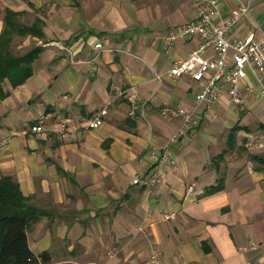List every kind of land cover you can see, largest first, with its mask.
Instances as JSON below:
<instances>
[{
	"label": "crops",
	"instance_id": "obj_1",
	"mask_svg": "<svg viewBox=\"0 0 264 264\" xmlns=\"http://www.w3.org/2000/svg\"><path fill=\"white\" fill-rule=\"evenodd\" d=\"M246 3L264 38V0H220L219 8ZM8 12L20 17L9 24ZM193 16L186 0H0V49H42L32 76L15 88L6 80L0 100V142L11 138L0 177H12L41 212L27 231L31 252L48 255L39 264H147L153 249L163 264H264V150L245 148L254 136L264 141V98L246 93L234 108L224 89L217 105L196 108L190 77L154 79L197 50V37L164 49V36ZM245 33L244 24L234 30ZM133 95L144 119L128 116ZM164 107L194 110L199 124L171 145L176 166L164 181L135 185L182 125L161 116ZM104 110V124L87 128ZM45 115V132L20 134ZM65 118L77 130L55 133ZM192 182L221 190L196 197L186 192ZM251 241L259 247L250 250Z\"/></svg>",
	"mask_w": 264,
	"mask_h": 264
},
{
	"label": "built area",
	"instance_id": "obj_2",
	"mask_svg": "<svg viewBox=\"0 0 264 264\" xmlns=\"http://www.w3.org/2000/svg\"><path fill=\"white\" fill-rule=\"evenodd\" d=\"M192 11L193 19L171 29L164 36V49L169 52L176 40L182 37H197L199 46L186 59L179 60L165 71H155L154 79L158 83L164 80H178L190 77L198 83V90L194 95L196 108L205 105L213 107L219 103L224 89L228 93V101L234 108H241L245 100V94L264 98V38L256 36V22L250 17V4H241L228 11L219 8L220 0H186ZM240 24H244V35L234 34V30ZM59 48L66 50L58 45ZM103 45L97 43L95 49H101ZM70 56L72 52L66 50ZM132 104L128 113L130 117L145 118L144 106H139V98L136 95L130 97ZM104 110L94 119L87 122V128L97 129L104 124L103 117L107 115ZM161 116L167 119H182V125L168 138L161 156L158 167L146 180L134 179L135 185L154 187L164 181L171 166H176L175 158L171 151V145L183 139L190 129L198 126L195 119V111L182 108L164 107L160 110ZM48 116H42L35 123L28 125L20 134H41L45 132ZM72 121L68 118L61 119L53 124L54 132L67 134L77 129L71 126ZM19 132L14 133V136ZM10 137L0 142V152L7 149ZM245 148L249 153L256 150H264V141L258 136L250 138ZM155 157V152L151 153ZM187 194L202 197L207 194L206 190L199 187L196 182L187 186ZM173 215H164L163 221L169 220ZM144 227L140 228V232ZM259 245L250 242L249 249L255 250ZM147 264H163L159 250L153 249ZM247 264H255L248 262Z\"/></svg>",
	"mask_w": 264,
	"mask_h": 264
},
{
	"label": "trees",
	"instance_id": "obj_3",
	"mask_svg": "<svg viewBox=\"0 0 264 264\" xmlns=\"http://www.w3.org/2000/svg\"><path fill=\"white\" fill-rule=\"evenodd\" d=\"M19 14L8 12L7 21L16 20ZM21 35H29L30 29L22 25ZM35 25H33V28ZM34 47L23 54H15L11 50L0 49V100L8 94L3 92V84L9 80L17 87L33 74V64L41 52ZM18 77V79H17ZM221 190V184L210 188L207 195ZM41 212L28 205L18 183L10 176L0 177V264H39L47 263L48 255L35 256L28 246L27 231L37 221Z\"/></svg>",
	"mask_w": 264,
	"mask_h": 264
},
{
	"label": "rangeland",
	"instance_id": "obj_4",
	"mask_svg": "<svg viewBox=\"0 0 264 264\" xmlns=\"http://www.w3.org/2000/svg\"><path fill=\"white\" fill-rule=\"evenodd\" d=\"M33 47V46H32Z\"/></svg>",
	"mask_w": 264,
	"mask_h": 264
}]
</instances>
